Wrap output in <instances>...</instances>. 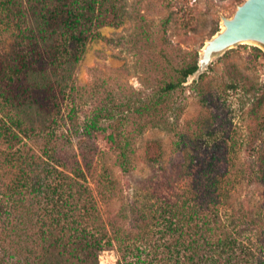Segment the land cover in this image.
Instances as JSON below:
<instances>
[{"label":"trees","instance_id":"obj_1","mask_svg":"<svg viewBox=\"0 0 264 264\" xmlns=\"http://www.w3.org/2000/svg\"><path fill=\"white\" fill-rule=\"evenodd\" d=\"M7 4L12 6L18 30V60L9 68L1 67L0 78L10 73L25 75L19 79L23 83L20 91L0 90V124L10 140L38 138L44 146L39 158L45 165L38 167L37 157L27 151L26 143L18 147L20 143L10 141L6 147L0 146V169L10 168L16 179L9 186L0 172V264H100L105 251L116 252L117 264H264V204L252 207L240 199L237 205L232 202L243 180L264 183V154L259 143L254 144L259 151L257 160L244 162L236 172L230 169L234 167L230 148L225 147L228 156L222 171L216 169L219 158L215 153L208 164L205 158L197 161L187 154L186 169L192 170L197 162L200 171L163 174L161 188H145L157 203L123 197L127 203L115 209L108 201L125 190L113 177L104 180L103 192L98 193L101 203L91 193L92 203H71L84 179L56 170L64 168L58 151L65 146L56 135V125L64 119L62 109L68 100L73 107L62 137L108 131L100 125L102 110L77 125L80 86L76 69L86 46L103 39L101 29L119 26L126 15L118 11L114 0H8ZM198 62L196 57L170 70L159 97L137 111L145 118L141 131L149 125L161 126V119L165 122L171 109L169 98L179 89L185 91L184 84L198 69ZM29 96L33 97L30 103ZM120 125L117 122V131L108 135V141L116 150L118 167L132 174L137 163L135 143L132 137L117 138L122 133ZM157 145L148 143L143 155L152 167L162 160L161 153L154 154ZM27 164L31 170H39L38 180L31 185L20 171ZM187 177L184 197L163 198V188L176 189Z\"/></svg>","mask_w":264,"mask_h":264},{"label":"rangeland","instance_id":"obj_2","mask_svg":"<svg viewBox=\"0 0 264 264\" xmlns=\"http://www.w3.org/2000/svg\"><path fill=\"white\" fill-rule=\"evenodd\" d=\"M7 1L0 0V69L9 68L18 60L15 36L18 30L14 13H11L12 6ZM114 1L118 11L126 15L124 22L119 26L102 28L103 39L86 46L84 57L76 69V80L80 86L75 106L77 125L85 124L87 117L102 110L100 125L106 126L108 131L91 136L81 132V135L70 138L67 134L62 137L61 133H66L67 116L73 107L68 100L64 101L62 109L64 119L56 125V135L59 134L61 144H65L58 151L64 168L56 170L74 173L84 179L77 187L80 192L75 194L76 200L71 202L70 198L68 203H92L90 193L101 203L103 198L98 193L103 192L104 180L109 177L124 185L125 190L122 195L108 201L114 203L115 209L120 203H127L123 197L141 203H157L145 188H161L163 174L170 176L188 170L184 164L187 154L197 161L205 158L204 162L208 164L215 153L219 158L214 160L218 163L216 169L222 171L228 156L225 147L230 148V157L234 160V167L230 169L234 172L243 168L244 162L257 160L259 151L255 143L262 146L264 154V49L254 44L238 45L215 56L199 78L189 77L184 84L185 91L179 89L169 98L171 109L165 122L161 119V126L149 125L141 131L145 118L139 117L137 112L149 100L159 97L164 82L169 80L170 70L200 58L206 42L221 30V17H232L245 0ZM255 49H260L262 54ZM24 75L10 73L2 76L0 90L20 91L23 83L19 79ZM32 98L28 97L29 103ZM107 117L116 121L104 120ZM117 122H120L122 132L117 138L134 139L137 163L132 174L123 173L118 167L116 150L108 141V135L117 131ZM5 130L0 124V146L6 147L10 141L20 143L18 147L26 143L27 151L37 157L38 167L45 165L39 158L44 146L38 138L10 140ZM153 142L160 145L155 146L154 154H162L161 162L155 167L143 160L147 144ZM249 142L253 145L248 146ZM213 147L215 152L211 150ZM231 147L234 148L231 150ZM196 163L187 174L200 171L201 164ZM31 169L30 164L20 169L30 185L39 176L38 169ZM0 172L8 178L9 186L16 182L10 168L0 169ZM155 175L154 181L151 180ZM28 176L33 180L29 181ZM183 179L176 189L163 188V198L175 200L184 197L189 177ZM0 188H3V183H0ZM237 188L240 192L232 199L234 204H238V199L252 207L264 204V183L255 179L243 180ZM79 196L81 199L78 200ZM117 259L115 251H105L100 264H117Z\"/></svg>","mask_w":264,"mask_h":264},{"label":"water","instance_id":"obj_3","mask_svg":"<svg viewBox=\"0 0 264 264\" xmlns=\"http://www.w3.org/2000/svg\"><path fill=\"white\" fill-rule=\"evenodd\" d=\"M221 19V30L201 50L193 78H199L215 56L238 45L254 44L264 49V0H245L232 17Z\"/></svg>","mask_w":264,"mask_h":264}]
</instances>
